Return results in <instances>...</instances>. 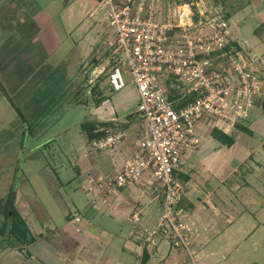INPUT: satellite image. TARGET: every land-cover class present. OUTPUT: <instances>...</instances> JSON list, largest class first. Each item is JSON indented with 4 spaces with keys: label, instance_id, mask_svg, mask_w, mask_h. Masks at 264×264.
Here are the masks:
<instances>
[{
    "label": "rangeland",
    "instance_id": "1",
    "mask_svg": "<svg viewBox=\"0 0 264 264\" xmlns=\"http://www.w3.org/2000/svg\"><path fill=\"white\" fill-rule=\"evenodd\" d=\"M213 1L223 7L230 39L246 50H264V0ZM108 14L98 0H0V228L11 189L37 241L29 249L13 238L0 240V261L7 253L11 258L3 264H136L134 240L141 234L150 242L144 230L160 219L162 195L155 198L150 171L112 195L110 206H92L85 193L93 167L111 174L122 163L112 169L119 151L92 147L80 127L95 117L91 88L100 87L120 122L107 130L131 136V123L139 127L131 116L138 95L129 68H121L123 89L109 86L115 29ZM169 83L182 90L177 81ZM242 124L232 146L214 139L211 149L203 141L186 152L183 170L192 179L176 211L187 214L192 231L184 244L165 224L149 243L161 242L176 264H264V104L257 102ZM138 210L135 230L130 216ZM75 215L80 232L71 222Z\"/></svg>",
    "mask_w": 264,
    "mask_h": 264
},
{
    "label": "built area",
    "instance_id": "2",
    "mask_svg": "<svg viewBox=\"0 0 264 264\" xmlns=\"http://www.w3.org/2000/svg\"><path fill=\"white\" fill-rule=\"evenodd\" d=\"M102 2L109 9V25L115 29L109 86L113 91L123 89L121 68H129L139 95L135 116L141 137L113 173L86 176L88 202L95 207L110 206L112 195L141 181L150 171L149 183L158 185L155 198L162 195V214L154 229L144 230L146 240L151 242L158 232L164 233L168 224L186 244L194 224L185 221L187 214L176 211L184 188L182 158L200 143V120H209L226 133L244 123L257 102L264 104V50H246L229 38L220 2ZM171 79L182 85L175 98L169 97V89L174 88ZM189 95L194 97L178 105ZM126 137L123 130H106L90 144L98 150L114 149ZM140 214L138 210L130 216L135 230L141 223ZM80 221V215L72 217L76 232H80Z\"/></svg>",
    "mask_w": 264,
    "mask_h": 264
},
{
    "label": "crops",
    "instance_id": "3",
    "mask_svg": "<svg viewBox=\"0 0 264 264\" xmlns=\"http://www.w3.org/2000/svg\"><path fill=\"white\" fill-rule=\"evenodd\" d=\"M137 95H138V92H137ZM137 101H138L137 103H139V95L137 96ZM107 102H108V100H104L99 106H95V109H94V112H95L94 116L95 117H93L91 120L118 125V123H120V122H119V120H117V118L115 119L114 117H112L113 110L111 108H110V110H108V108L106 107ZM136 108H134L132 110V112H131V116L132 117H134V115H135ZM126 124H128V123H126ZM197 128H198V133H199V136H200V143L199 144L202 145V142L204 141L205 143H207L206 147L208 149H211L212 143H210V142H211V140L215 139V138H213L211 136V130H212V128H214V124L212 122H210L209 120H200L198 122ZM235 131H237V130L233 129V130H230L229 132H226V134L233 135L234 138H235V135H234L236 133ZM139 136H140L139 127L138 128L137 127L134 128L133 124L131 123V136L127 135L126 139L121 144V146L116 148L119 151L118 152L119 155H118V158H116L115 161H113V163H112V167L113 168L112 169H114V166L117 165L118 163L120 164L121 162H123L125 157L132 152V150H133V148L135 146V143H136V141H137ZM206 138H208V139H206ZM228 147H230V146H228ZM194 150H198V147L195 148ZM189 157H190V152L187 153V154L185 153L183 158H182V164L184 163L183 161L186 160V159L188 160ZM213 158L214 159L217 158V160H222L221 154H218V155L216 154V155H214ZM115 162H118V163L115 164ZM102 163H103V167L107 166L106 162L103 161ZM182 164H181V169H180V175H184V177H185V178H183L184 179L183 192H184L188 182L192 178L188 174V172H185L183 170V165ZM92 169L93 170H90V171H91V174H93V175L104 174V173L101 172V170L98 168V166H95ZM191 172H193V171H191ZM142 185H145V184H142ZM118 194H120V192ZM114 196H116V194ZM115 199H117V197H114V200ZM112 201H113V199L111 197V202ZM235 242H237V240H235ZM36 243H37V241L33 242L32 244L26 245V246L29 247V249H30V246L31 245L33 246ZM149 243H152V241L148 242V243H145L141 234H139V237L134 240L135 249H133L132 252L134 254H136V259H137V263L136 264H176L175 261L173 262V260L170 259V257H171L170 256V252L168 251L166 253V251L163 250V248H161V242H158V244H156V243L152 244L153 246H150ZM148 246H150L149 248H151V249H148ZM122 250L126 251L128 253H131V248L130 247H125L124 246L122 248ZM196 256H198V257L202 256V253H201L200 250L196 251ZM8 258H10L9 257V253H7L5 255V259L1 260L0 263L3 264L4 261H6ZM152 261H154V262H152Z\"/></svg>",
    "mask_w": 264,
    "mask_h": 264
},
{
    "label": "trees",
    "instance_id": "4",
    "mask_svg": "<svg viewBox=\"0 0 264 264\" xmlns=\"http://www.w3.org/2000/svg\"><path fill=\"white\" fill-rule=\"evenodd\" d=\"M102 2V0H98ZM237 45V44H234ZM169 97L175 98L178 95V91L176 89H169ZM91 97L94 101L95 106H99L104 100L105 97L101 92L99 86L94 85L91 88ZM194 95H189L183 102L178 105H184L187 101L191 100ZM19 115L22 117V120L25 121L23 115L18 111ZM110 123L106 122H98L95 120L84 121L80 124V127L83 131L86 132L88 139L91 141L92 139L99 138L105 134V131L109 127ZM245 129L243 124H237L236 130ZM211 136L218 140L220 143L225 144L227 146H231L235 142V138L233 135H228L217 128H212ZM180 177L185 178L184 175H180ZM6 201L3 206V216L5 218L1 228H0V240L7 239H15L20 245H29L36 241V236L29 234V228L25 220L17 211L14 200L16 197V191L10 189V191L6 194Z\"/></svg>",
    "mask_w": 264,
    "mask_h": 264
},
{
    "label": "water",
    "instance_id": "5",
    "mask_svg": "<svg viewBox=\"0 0 264 264\" xmlns=\"http://www.w3.org/2000/svg\"><path fill=\"white\" fill-rule=\"evenodd\" d=\"M76 96H77V95H76V93H75L74 97H76ZM74 97H73V99H72L73 101L76 99V98L74 99ZM87 99H88V97H87V96H86V97L84 96V97L81 99V102H82V103H86V102H87Z\"/></svg>",
    "mask_w": 264,
    "mask_h": 264
}]
</instances>
